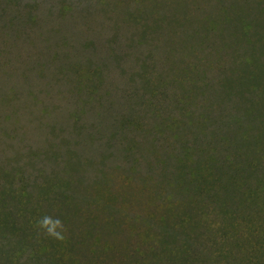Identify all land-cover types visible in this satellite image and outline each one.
<instances>
[{"label": "rangeland", "instance_id": "374dc122", "mask_svg": "<svg viewBox=\"0 0 264 264\" xmlns=\"http://www.w3.org/2000/svg\"><path fill=\"white\" fill-rule=\"evenodd\" d=\"M0 264H264V0H0Z\"/></svg>", "mask_w": 264, "mask_h": 264}, {"label": "clouds", "instance_id": "9594fccd", "mask_svg": "<svg viewBox=\"0 0 264 264\" xmlns=\"http://www.w3.org/2000/svg\"><path fill=\"white\" fill-rule=\"evenodd\" d=\"M37 223L41 228H44L49 235L56 237L57 239L62 238L61 233L56 231L57 227L60 226L61 223L59 219L53 221L51 217L44 216Z\"/></svg>", "mask_w": 264, "mask_h": 264}, {"label": "trees", "instance_id": "16d2710c", "mask_svg": "<svg viewBox=\"0 0 264 264\" xmlns=\"http://www.w3.org/2000/svg\"><path fill=\"white\" fill-rule=\"evenodd\" d=\"M132 167H133V168H132L133 170H136L138 166H137V164H135V165H133ZM197 173H198V172H197ZM128 201H129V203H130V202H136L135 200H128ZM172 202H173V201H172ZM170 206L172 207L171 204H170ZM148 215H149L150 217L152 216L151 218H153V217H154V212H152V213H148ZM177 218H178L177 216H175V215L172 214V215H163L161 219H162L163 224L168 225V224H170L171 222H174V221H173L174 219L177 220ZM165 228L167 229V226H165ZM169 230H170V231H169ZM167 231L171 232V228L169 227ZM83 244H85V242H83Z\"/></svg>", "mask_w": 264, "mask_h": 264}]
</instances>
